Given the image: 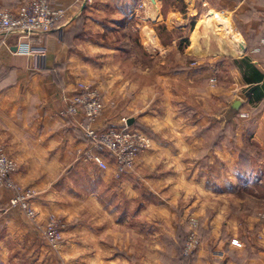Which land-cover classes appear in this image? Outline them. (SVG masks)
Instances as JSON below:
<instances>
[{
	"label": "rangeland",
	"instance_id": "1",
	"mask_svg": "<svg viewBox=\"0 0 264 264\" xmlns=\"http://www.w3.org/2000/svg\"><path fill=\"white\" fill-rule=\"evenodd\" d=\"M159 1L144 0V6H138L134 15L129 16L118 10L98 12L93 7L90 15L84 16L82 35L76 38L80 43L75 40L71 43L88 54L85 58L88 66L85 73L75 76L74 93L64 97L66 105L80 88H87L97 93L102 104L93 127L98 131L126 128L144 135L145 147L133 160L129 172L116 178L113 166L103 171L85 159L83 152L91 143L85 136L87 120L82 111L71 115L65 107V119L74 121L73 136L81 147L73 146L64 177L57 179L53 187L54 204L52 207L41 204L51 211L41 215L34 206L37 192L14 179L17 162L0 143L3 152L16 163L13 181L21 190L31 192L29 199L35 212L33 219L28 218L18 206L10 204L15 191L0 186L8 190V194L0 191L1 234L7 221L15 222L21 217L33 239L28 254L10 247L6 264H77L76 247L66 250L63 241L68 238L76 242L77 237L69 233L84 221L91 224L94 212L113 210L119 214L118 222L126 219L127 222L116 225L105 237L106 243L118 247L117 252L130 259L145 256L149 264L154 260L159 264H193L198 251L204 249L207 256L215 254L219 260L213 246L216 239L222 238L241 250L232 259L235 263L253 264L250 262L253 259L264 262V147L254 140L253 127L248 126L245 118H236L235 127L228 123L220 131L219 122L209 117L225 105L227 98L239 92L234 69L241 56L251 54L231 31L228 13L204 10L198 21L181 15L178 23H165L173 6L184 11L185 0ZM111 3L116 5L114 1ZM173 38L180 39L172 43ZM96 44L102 47L101 52L96 51ZM102 112H113L123 118L102 120ZM128 114L131 116L128 120L134 119L131 125L124 118ZM156 143H161V148L150 155L151 162L159 165L166 156H173L165 161L170 170L177 163L188 176L195 168L197 178L212 183L207 189L214 194L206 195L191 186L182 188L185 193L180 188L172 201L156 188L141 187L138 195L128 200L123 192L114 191L110 177L106 180L101 177L105 172H110L113 179L136 177L139 166L148 158L143 154ZM103 153L112 163L110 155ZM229 175L236 178L234 185L226 182L220 186L221 179ZM196 198L200 202L190 203ZM139 211L146 213L136 216ZM215 226L219 235L212 238ZM190 232H194L195 239L193 249L188 252L185 245ZM130 244L133 247L130 252L122 249Z\"/></svg>",
	"mask_w": 264,
	"mask_h": 264
},
{
	"label": "crops",
	"instance_id": "2",
	"mask_svg": "<svg viewBox=\"0 0 264 264\" xmlns=\"http://www.w3.org/2000/svg\"><path fill=\"white\" fill-rule=\"evenodd\" d=\"M24 1L28 0H0V3L7 7H14ZM51 1L57 6L67 8L59 28L44 34L40 43L35 37L19 40L12 37L9 40V47L0 48V143L17 162L18 170L14 179L37 192L34 206L41 215L51 211L50 208L41 207V204L48 203L51 207L54 204L56 190L53 187L57 179L64 177L63 172L67 170L72 159L70 153L73 146L81 147V142L73 136L74 121L65 119L67 117L64 115L66 107L64 97L74 93L77 80L75 76L86 72L88 65L86 66L85 58L88 54L69 45L64 40L63 33L70 31L80 15H90L93 7L98 12L117 10L116 5L111 3L113 0ZM157 2L160 1L157 0ZM144 4V0H138L135 6L127 4L121 6L129 16L134 15L138 6H144ZM184 5V11L173 6L165 23L172 21L178 23L181 15L198 21L204 10L229 14L231 31L238 37L237 41L243 43L251 54L250 57L241 56L234 69L238 78L237 90H239L235 92L244 100L237 118H245L244 121H248V126L253 127L254 140L264 147V0H185ZM156 7L158 11L160 4L157 3ZM176 39L173 38L172 43ZM74 40L80 43L78 39H73L72 42ZM154 40L158 42L157 38ZM142 41L146 43L147 39L143 36ZM84 44L88 45L87 42ZM99 46L96 44V51L101 52L102 47ZM90 49L95 50V46H91ZM39 52L41 56L37 55ZM245 64L261 76L254 79L251 69L249 70ZM129 117H131L130 114L124 116L126 120ZM100 118L103 120V118H123V116H117L113 112L110 114L102 112ZM142 118L151 117L142 115ZM133 122L134 119L128 125ZM157 148H161V143H156L153 148L145 151L143 156L146 155L148 158L139 166L136 177L113 179L110 172H105L101 177L105 180L110 177L113 180L111 181L114 191L117 194L123 192L128 200L135 198L141 187L145 190L150 187L156 188L158 193L160 191L163 196L165 195L164 197L170 196L172 201L176 200L180 188L183 190L182 188L187 189L191 186L199 192L212 195V189L211 191L207 189L212 186V183H208L206 179L197 178L195 168L188 173V176L185 168L177 163L170 170L165 161L174 158L173 156L171 158L166 156V160L159 165L151 162L150 155L160 151ZM162 153L165 151L162 150ZM149 157H151L150 160ZM171 176H174V179H169ZM235 181L237 180L234 175H229L227 178H222L219 185L226 182L234 185ZM196 189L193 194H196ZM0 191H6L5 193L8 194V190L4 188ZM185 191L183 190L182 193ZM60 195L64 194L61 192ZM197 201L200 202L196 198L190 203L194 204ZM143 213L146 212L139 211L136 216L144 215ZM129 214L127 212L126 218H129ZM84 217L82 218L87 220ZM118 217L119 214L114 210L105 213L94 212L91 224L84 221L69 233L77 237L76 242L74 239L67 238L62 245L65 244L64 247L69 251L76 247L77 264H149L145 256H140L139 260H133L127 255L118 253V247L106 243L105 237L115 230L114 227L127 222V219L121 223L118 222L120 220ZM21 219L20 217L16 218L15 222L12 219L10 222L7 221L2 231L5 237L0 232V264H6L10 247H15L22 252L27 251L25 254H28L33 246V239ZM2 221L0 217V224ZM211 231L212 238L214 235H219L218 227L215 226ZM10 238L13 241L10 242ZM223 240L216 239V245L213 246L214 252L220 255L219 260L215 254L207 256L204 249H200L193 264H237L232 259L234 260L236 255L239 256L241 250L235 249L227 244V240L225 242ZM122 249L130 252L133 247L132 244L124 245ZM250 262L264 264L255 259ZM151 264H159V262L154 260Z\"/></svg>",
	"mask_w": 264,
	"mask_h": 264
},
{
	"label": "built area",
	"instance_id": "3",
	"mask_svg": "<svg viewBox=\"0 0 264 264\" xmlns=\"http://www.w3.org/2000/svg\"><path fill=\"white\" fill-rule=\"evenodd\" d=\"M66 9L64 6H57L51 0H28L14 7L0 3V48L9 47V40L12 37L18 40L35 37L40 43L44 34L59 28ZM37 55L41 56L40 52ZM101 110L102 104L97 93L87 88H80L66 105L67 114L74 115L82 111L87 120L85 136L91 143L83 152L85 159L103 171L113 166L114 177L119 178L132 169L133 160L145 147V137L139 131L126 128L98 131L92 124ZM3 151L0 146V186L14 190L15 195L10 199V204L18 206L28 218L33 219L35 212L29 199L31 192L21 190L15 184L12 175L16 170V163ZM103 152L110 155L112 163ZM194 239V232H190L185 245L186 251L193 249Z\"/></svg>",
	"mask_w": 264,
	"mask_h": 264
},
{
	"label": "water",
	"instance_id": "4",
	"mask_svg": "<svg viewBox=\"0 0 264 264\" xmlns=\"http://www.w3.org/2000/svg\"><path fill=\"white\" fill-rule=\"evenodd\" d=\"M244 100L241 96L235 94L225 100V105L216 113L210 115V118L219 122L221 129H224L228 123L236 126V118L240 113ZM130 123V120H128Z\"/></svg>",
	"mask_w": 264,
	"mask_h": 264
},
{
	"label": "trees",
	"instance_id": "5",
	"mask_svg": "<svg viewBox=\"0 0 264 264\" xmlns=\"http://www.w3.org/2000/svg\"><path fill=\"white\" fill-rule=\"evenodd\" d=\"M113 1H116V9L118 11H120L124 16H126V11L124 10V8L121 6V5H124V4H127V5H133L135 6L138 2V0H113ZM85 22V19H84V15H80L77 20H76V23L75 25L70 29L69 32L67 33H63V37H64V40L69 44L71 45V42L73 39H76L78 38L80 35H82V27H83V24ZM117 24H123L121 21H116ZM245 66L251 71V74H252V77L255 79V78H259L261 75L258 73V72H254L253 69L246 65ZM225 129V128H224ZM224 129H221L220 128V131H224ZM105 155V153H104ZM107 156V155H105Z\"/></svg>",
	"mask_w": 264,
	"mask_h": 264
}]
</instances>
